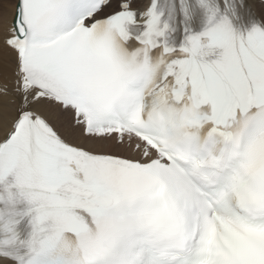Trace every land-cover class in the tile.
Returning a JSON list of instances; mask_svg holds the SVG:
<instances>
[{
	"label": "snow or ice",
	"instance_id": "6c2138e0",
	"mask_svg": "<svg viewBox=\"0 0 264 264\" xmlns=\"http://www.w3.org/2000/svg\"><path fill=\"white\" fill-rule=\"evenodd\" d=\"M0 264H264V0H0Z\"/></svg>",
	"mask_w": 264,
	"mask_h": 264
}]
</instances>
